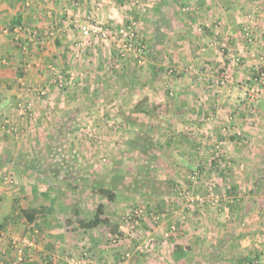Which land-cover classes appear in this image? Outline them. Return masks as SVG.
<instances>
[{"label":"crops","instance_id":"1","mask_svg":"<svg viewBox=\"0 0 264 264\" xmlns=\"http://www.w3.org/2000/svg\"><path fill=\"white\" fill-rule=\"evenodd\" d=\"M132 1L0 0V177L17 178L0 182V264H116L126 252L133 264H249L253 257L264 264V85L254 117L242 98L254 65L264 63V0ZM95 12L113 30L129 16L142 26L147 64L134 73L137 83L149 81L128 99H121L131 91L122 76L132 71L118 44L87 38L72 24ZM72 71L79 81L64 93L55 80ZM225 72L227 83L217 85ZM107 90L114 94L99 98ZM125 105L128 131L120 129ZM123 136L133 141L122 145ZM218 140L220 158L212 151ZM143 170L154 178L139 176ZM208 182L234 197L220 208L178 200L183 187L208 195ZM139 204L163 212L162 224L146 216L129 232L124 216ZM97 214L105 221L86 226ZM173 223L177 230L165 239ZM13 236L31 246L14 248Z\"/></svg>","mask_w":264,"mask_h":264},{"label":"built area","instance_id":"2","mask_svg":"<svg viewBox=\"0 0 264 264\" xmlns=\"http://www.w3.org/2000/svg\"><path fill=\"white\" fill-rule=\"evenodd\" d=\"M71 3H74V0H70ZM140 0H133L131 5H138ZM100 14L90 13L88 17L81 18L78 15L73 17L72 24L73 26L82 33L87 38H102L108 39L112 42H116L119 47V54L125 61H135L139 66H144L147 62L144 53L148 48V43L145 41L143 36V31L141 29V24L139 19L134 16H129L117 29L113 30L106 26L100 19ZM249 29V27L247 28ZM246 29V30H247ZM24 27L19 25L13 28L14 34L19 37L23 32ZM252 31V30H251ZM251 38V37H250ZM81 47H79L78 52L81 51ZM257 75L253 78L251 77V81L253 82L249 89H246L242 93V98L245 102L244 106L249 111V115L254 117L256 115L257 110L255 109V104L260 94V89L264 85V69H260L256 71ZM255 74V73H254ZM69 76H65L64 74L59 75L55 82L56 86L61 91H66L68 88H73L79 81V77L76 73L69 72ZM229 78L228 73H223V75L219 76L217 79V85L223 86L227 83ZM24 110H29V105L22 107ZM252 120V119H251ZM121 128V124H120ZM84 134L88 135L91 139L97 140V135L95 134V130L91 125H85L82 127ZM222 132L224 136L232 135V129L229 126H223ZM236 134L241 135V132H236ZM216 157H222L224 153L223 141L218 140L213 145V150ZM229 163V162H228ZM200 175L198 173H192L191 178L198 181ZM0 182L6 185H14L17 182V178L11 175H4L0 177ZM206 188L209 191L208 195L204 193L197 192L195 193L188 187H183L177 193V198L179 201L190 204L193 207H203L206 204L210 206H215L217 208L224 207L228 204L229 201L234 197L231 193V190H227L226 192L216 191V187L214 183L208 182L206 183ZM149 216L152 220L153 224L159 226L162 224L164 220L163 213L159 210L149 211L146 207L142 205H136L134 208L127 211L124 216V221L127 223V228L129 232H137L139 226L143 222L144 218ZM177 230L176 225H170L165 232V239H168L172 233ZM122 236L117 234L113 237V242L117 244L121 241ZM143 241V240H142ZM12 246L20 250V245L31 246V240L28 237H18L13 236L11 239ZM151 239H146L139 245L140 252H147L150 250ZM131 259V253L126 252L116 264H133ZM20 262V261H19ZM18 263V262H17ZM81 260L71 259L69 264H80ZM260 259H253L249 264H260Z\"/></svg>","mask_w":264,"mask_h":264},{"label":"rangeland","instance_id":"3","mask_svg":"<svg viewBox=\"0 0 264 264\" xmlns=\"http://www.w3.org/2000/svg\"><path fill=\"white\" fill-rule=\"evenodd\" d=\"M246 36L247 37H253L254 36V34H256L255 33V31H251V29H247L246 30ZM129 63H127V61L125 62H123L124 64H126L128 67H126V69L127 70H130V71H132V73L131 74H123V76H122V78H123V81H124V83H129V85L128 86H131V91H128V90H123V91H121V95H122V98L121 99H128V97L129 96H133V92L135 91V90H133L134 89V87L135 86H137V84H142L141 86L143 87V86H145L147 83H148V81H149V79H140V81H138V83L136 82V75H135V73L134 72H136L137 70H141L142 72H144V70H142L141 69V66H139L135 61H133V60H131V61H128ZM131 63H134V64H131ZM146 64H147V62H146ZM146 64L144 65V66H142L143 68L146 66ZM258 65V66H257ZM124 66V65H123ZM255 67L257 66V68H255V71H258V70H260V69H264V63L263 62H258V64H255L254 65ZM257 72H255V74H253V76H252V78L254 77V76H256L257 74H256ZM147 77V76H146ZM77 85V84H76ZM75 85V86H76ZM74 86V87H75ZM73 87V88H74ZM68 90H66V91H62V92H64V93H66ZM129 92V94H128V96H123L124 94H126V93H128ZM130 92H132V93H130ZM101 93V95H99ZM99 94H98V96H99V98H102V99H106V98H108L109 96H111L112 94H114V92L113 91H111V92H108V90L107 91H99ZM88 98H91V99H94V98H97V97H95V96H91V97H88ZM95 101V100H94ZM94 103H96V102H94ZM100 103V102H99ZM103 103H104V101H103ZM85 104V103H84ZM98 104V103H97ZM96 106H98V105H95L94 107L93 106H91V108H93L95 111H97V108H96ZM129 106H119V111L123 114V116L126 118V120H125V122L126 123H121V130H125V131H128L130 128V126H129V124H128V122H130L128 119L131 117V114H129L130 113V110H131V108H128ZM99 108H101V107H99ZM102 111H104V110H102ZM87 124V123H86ZM90 124H92L91 122H90ZM142 126V128L143 129H146V130H149V126H147V124L146 123H140ZM148 125H149V123H148ZM119 129V130H120ZM77 131V130H76ZM143 131H145V130H143ZM149 132V131H148ZM95 134L98 136V134H97V132L95 131ZM124 138L122 139L121 138V140H120V144H122V145H126L129 141H133L132 139L130 140H128V139H125V136H123ZM85 138H87L88 140H90L89 139V137L88 136H86ZM98 139V138H97ZM139 142V141H138ZM142 146H143V144H141ZM147 171H149V170H143V172L142 173H140L139 171V176L140 175H143V176H145V177H150V178H154V175H153V173H149L148 172V174H146L145 172H147ZM144 177V179H146ZM138 181L140 182V178L138 179ZM146 184V183H145ZM137 185H138V183H137ZM156 188L158 189V188H160V186H158L157 184H156ZM180 190V189H179ZM178 190V191H179ZM176 191V190H175ZM176 193V192H175ZM139 205H141V204H139ZM142 206H144V205H142ZM145 207V206H144ZM163 213V212H162ZM164 216V215H163ZM171 225H176L175 223H173V224H171ZM177 226V225H176ZM172 236V235H171ZM149 251H147V252H141V253H148ZM253 259H258V257H253ZM252 259V260H253ZM131 260V259H130ZM251 261H249L248 263H250ZM261 264V263H260Z\"/></svg>","mask_w":264,"mask_h":264},{"label":"trees","instance_id":"4","mask_svg":"<svg viewBox=\"0 0 264 264\" xmlns=\"http://www.w3.org/2000/svg\"><path fill=\"white\" fill-rule=\"evenodd\" d=\"M192 173H198V176L201 174L199 169L193 170ZM102 191H103V193L107 194L109 196V198L112 197L109 190L102 189ZM101 212H102V208H101V206H99L98 213L100 214ZM103 221H105V219H101L100 216L97 214L92 220H90L89 222H87L85 224L88 227H93V226H97L98 224L102 223Z\"/></svg>","mask_w":264,"mask_h":264}]
</instances>
